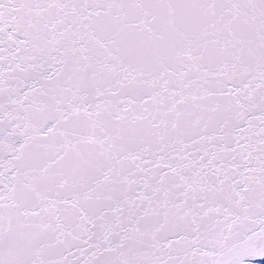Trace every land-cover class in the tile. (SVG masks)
<instances>
[{
	"label": "snow or ice",
	"instance_id": "snow-or-ice-1",
	"mask_svg": "<svg viewBox=\"0 0 264 264\" xmlns=\"http://www.w3.org/2000/svg\"><path fill=\"white\" fill-rule=\"evenodd\" d=\"M264 261V0H0V264Z\"/></svg>",
	"mask_w": 264,
	"mask_h": 264
},
{
	"label": "rangeland",
	"instance_id": "rangeland-1",
	"mask_svg": "<svg viewBox=\"0 0 264 264\" xmlns=\"http://www.w3.org/2000/svg\"><path fill=\"white\" fill-rule=\"evenodd\" d=\"M258 264H264V263H262V262H258Z\"/></svg>",
	"mask_w": 264,
	"mask_h": 264
}]
</instances>
